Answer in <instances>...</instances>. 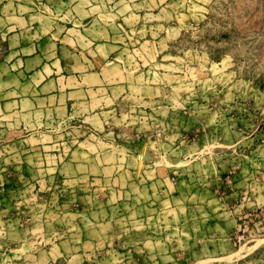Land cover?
I'll list each match as a JSON object with an SVG mask.
<instances>
[{"label": "rangeland", "instance_id": "1", "mask_svg": "<svg viewBox=\"0 0 264 264\" xmlns=\"http://www.w3.org/2000/svg\"><path fill=\"white\" fill-rule=\"evenodd\" d=\"M143 6L104 40L62 24L87 28L72 50H115L107 129L73 113L0 121V264H264V0ZM76 142L111 150L50 149ZM238 183L261 203L242 219Z\"/></svg>", "mask_w": 264, "mask_h": 264}, {"label": "crops", "instance_id": "2", "mask_svg": "<svg viewBox=\"0 0 264 264\" xmlns=\"http://www.w3.org/2000/svg\"><path fill=\"white\" fill-rule=\"evenodd\" d=\"M154 1L156 0H0V23L3 25L0 36L7 41L4 43V50H0V121L6 118L12 122L14 120L16 124H10L16 129L23 124L22 121L17 122L21 118L18 116L22 114L30 115V120L34 123L39 112L53 121L65 119L64 115L70 118L67 115L73 113L76 120L89 123L88 127L91 129H107L110 120L117 114V107L112 104L119 103V99L123 97L122 94L114 95V88H121L123 80H115L110 75L107 63L115 50H72V45L66 39L72 40L70 36L74 34L87 39V36H83L87 28L74 27L77 22L90 26L87 31L91 29L97 32L94 24L99 25L98 29L105 27L106 34H101L106 35V38L102 39L110 38L112 25L117 23L123 26L130 9L140 8V4V9H144V3L153 4ZM5 7L9 9L4 10ZM39 7L56 14L52 16L44 14L45 11L38 12L36 8L40 9ZM82 7L89 8L90 11L94 9V13L84 16L81 14ZM17 9L23 12L17 14ZM63 23L74 26L68 27ZM18 39L19 42H16ZM108 45L109 43H104L105 47ZM50 111L52 119L48 116ZM58 111L63 115L59 116ZM24 127H27L26 123ZM13 129L8 133H14ZM45 132L52 131L47 129ZM92 135L94 134L90 137ZM75 144L61 145L58 148L50 146V149L65 151L68 148L69 153L72 152L71 156L76 155L75 158H69L72 161H77L81 155L86 154L90 159L97 160L111 150H94L80 142ZM240 185H235L230 197L236 199V216L242 219L248 217V210L257 209L261 203L258 196L254 197L256 200H252V193L244 194L245 190ZM260 213L264 215V209Z\"/></svg>", "mask_w": 264, "mask_h": 264}]
</instances>
